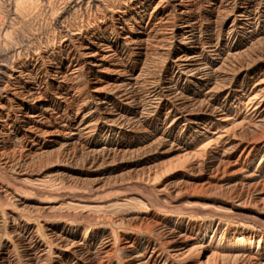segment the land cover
<instances>
[{
	"label": "bare ground",
	"instance_id": "bare-ground-1",
	"mask_svg": "<svg viewBox=\"0 0 264 264\" xmlns=\"http://www.w3.org/2000/svg\"><path fill=\"white\" fill-rule=\"evenodd\" d=\"M211 191L264 217V0H0V264H264Z\"/></svg>",
	"mask_w": 264,
	"mask_h": 264
},
{
	"label": "rangeland",
	"instance_id": "rangeland-1",
	"mask_svg": "<svg viewBox=\"0 0 264 264\" xmlns=\"http://www.w3.org/2000/svg\"><path fill=\"white\" fill-rule=\"evenodd\" d=\"M257 160L255 161L253 166H251V170L255 168ZM228 180L227 181L224 180L225 183H227ZM242 182H244L243 179H241V177L238 176L235 183L240 184ZM211 183L214 185H223V182L220 183L217 180H215L214 182L212 181ZM231 183H234V181H231ZM204 194L205 193L199 194L200 196L198 195L195 199L196 202L193 203L195 204V208H193L192 210L194 211V213L196 212L197 215H194V214L188 215L189 218L191 217V219H193L192 222L195 224V226H197L201 221H212L213 220V223L215 225L219 224L221 226V229H224V230L226 229L225 231L228 234L237 230L238 227H240V225H245L250 230H253V231L264 232V228H263L264 227V224H263L264 217H262V213L260 211L249 208V207L247 208L241 207L238 204H236L237 202L229 199L228 196L222 192L211 191V192H207L206 193L207 195H204ZM174 205H177V204H174ZM194 209H196V211ZM132 210H133V207L131 206L119 205L117 207L108 208L106 213L112 216H120ZM173 210L175 212H180L181 209L179 207H176ZM75 219L80 221L78 218H75Z\"/></svg>",
	"mask_w": 264,
	"mask_h": 264
}]
</instances>
